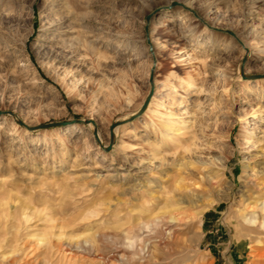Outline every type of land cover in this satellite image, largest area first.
Listing matches in <instances>:
<instances>
[{
  "label": "rangeland",
  "instance_id": "374dc122",
  "mask_svg": "<svg viewBox=\"0 0 264 264\" xmlns=\"http://www.w3.org/2000/svg\"><path fill=\"white\" fill-rule=\"evenodd\" d=\"M262 196L264 0H0V264H106L178 200L151 264H264Z\"/></svg>",
  "mask_w": 264,
  "mask_h": 264
},
{
  "label": "bare ground",
  "instance_id": "6f19581e",
  "mask_svg": "<svg viewBox=\"0 0 264 264\" xmlns=\"http://www.w3.org/2000/svg\"><path fill=\"white\" fill-rule=\"evenodd\" d=\"M182 202V200H178L176 202H165V204L162 207L158 208V210L153 215L148 216L144 219L142 218L143 216L140 217L143 220H140L139 218V220H135L136 218L130 215L127 220V225L124 226V228L122 227L125 237L120 240L116 235H113L114 237L112 239L114 240L115 245L113 246V249L109 256H107V261H105L106 264H127L131 261H135L137 264H151L157 260V257H155V255H177V250H173L172 248V251H169L166 249L169 240L173 242L175 241L176 244V240H178L179 238L177 234L174 233L173 229L170 228V226L178 224L183 220L193 219L197 216V214H195L194 212H189L182 206L177 205L178 203ZM237 211L238 217L241 219V221L253 226L252 230L255 229L259 233H263L264 236V196L253 199L250 202H246L242 206V208L238 209ZM120 226L121 225L115 228H121ZM133 230L140 231H138L137 233L135 232V234H131L132 236H129L130 233H133ZM161 242L164 245H161ZM50 248L51 245L45 247V250L43 251L45 254L43 255L42 264H45V262L47 261L46 255L49 254ZM88 248V252L90 255H96L95 253L93 254L92 247ZM15 250H20V252L22 253L21 255H29L31 257H35L36 255L35 247L31 245H20ZM13 251L14 249L10 250V252ZM181 251L182 250H180L179 252ZM46 252L48 253L46 254ZM54 252L59 256H64L65 258H67V260H70V258H73L74 256V252L69 246H59L55 249ZM0 255H6V252L0 250ZM166 257L169 258V256ZM34 259H36V257ZM191 261L192 259H190L187 254V256L183 258L182 263L180 264H189Z\"/></svg>",
  "mask_w": 264,
  "mask_h": 264
}]
</instances>
